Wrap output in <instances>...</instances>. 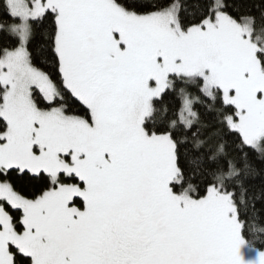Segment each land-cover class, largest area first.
<instances>
[{
	"label": "rangeland",
	"instance_id": "1",
	"mask_svg": "<svg viewBox=\"0 0 264 264\" xmlns=\"http://www.w3.org/2000/svg\"><path fill=\"white\" fill-rule=\"evenodd\" d=\"M88 1L85 20L76 17L80 11L77 13L76 3L70 0H6L9 12L19 19L7 28L20 44L0 56V115L7 123L6 132L0 134V169L45 172L56 185L33 200L22 201L47 207L50 202L56 204H50L41 215L38 210L29 212L15 200L19 198L9 185L0 182L8 190L0 187V198L21 208L23 214V229L17 232L0 210V264H12L9 243L29 256L31 264H106L111 255L105 259L100 255L104 222L134 186L143 170V156L149 151L153 153L151 175L162 181L158 227L179 238L186 251L169 253L166 260L156 257L154 247L148 246L146 254H134V248L127 246L125 264H215L216 253H222L228 264H264V252L241 238L232 203L228 205L214 194L198 202L188 194L168 191L176 180L172 144L167 134L149 136L143 128L151 101L166 86L168 75L200 77L206 94L219 90L223 101L235 106L236 118H225L228 127L240 133L247 145L261 147L264 68L250 41L249 21H233L218 9L220 0H214L217 10L209 25L181 33L175 24L174 5L162 12L128 16L111 0ZM49 8L57 13V45L65 83L89 108L90 122L67 116L60 108L38 109L31 100L32 88L46 101L55 96L49 77L33 67L26 54L30 20ZM85 22L92 24L94 60L99 61L95 72L82 71L86 65L77 57L78 52L87 54L81 33ZM132 40L138 44L133 45ZM113 55L121 59L128 74L117 68H110L112 72L99 68ZM181 106L179 121L188 126L194 119L192 99L185 95ZM128 142L138 150L140 165L124 188L115 176L113 153ZM59 172L75 174L83 186L58 182ZM74 197L86 204V210L71 205ZM151 227L146 223L147 235ZM138 228V234L145 233L143 226ZM208 242L207 252L200 253L197 246ZM116 257L122 255L117 252Z\"/></svg>",
	"mask_w": 264,
	"mask_h": 264
},
{
	"label": "trees",
	"instance_id": "2",
	"mask_svg": "<svg viewBox=\"0 0 264 264\" xmlns=\"http://www.w3.org/2000/svg\"><path fill=\"white\" fill-rule=\"evenodd\" d=\"M111 2L122 8L128 16L162 12L174 5V20L181 33L205 28L214 19L217 10L214 0ZM218 9L233 21H249L250 41L256 47L258 63L264 68V0H220ZM18 21L9 12L6 0H0V56L6 50L19 46L18 36L7 28ZM29 26L30 33L26 42L29 63L45 73L55 88V96L51 101H46L38 90L32 88V102L38 109L60 108L67 116L80 117L90 122L89 108L73 94L62 74L59 44L57 45L59 23L56 11L46 9L40 16L31 19ZM202 86L200 77L168 75L166 86L151 101L150 113L143 122L144 131L149 136L167 134L170 139L176 180L168 185V191L188 194L198 202L214 194L224 202L228 201V205L232 203L241 238L251 248L264 252V143L261 147L247 145L240 133L230 129L225 121L227 116L236 118L235 106L225 103L219 90L208 95ZM185 95L192 99L194 112V119L188 126L179 121ZM2 100L3 87L0 85V105ZM6 130L7 123L0 115V134ZM229 171L230 174H227ZM57 181L83 186V182L75 174L59 172ZM0 182L9 185L19 198L15 200L29 212L32 209V212L38 210V215H41L50 204H56L50 202L47 207L22 201L33 200L56 185L43 171L31 173L17 168L0 169ZM71 205L86 210V205L79 197H74ZM0 210L7 214L15 231L23 229L21 208L13 207L0 198ZM27 217L24 221L28 220ZM7 250L12 264H31V258L19 252L12 244L7 245Z\"/></svg>",
	"mask_w": 264,
	"mask_h": 264
},
{
	"label": "flooded vegetation",
	"instance_id": "3",
	"mask_svg": "<svg viewBox=\"0 0 264 264\" xmlns=\"http://www.w3.org/2000/svg\"><path fill=\"white\" fill-rule=\"evenodd\" d=\"M76 3L77 13L80 11V14L76 17H81L87 19L89 16V1L88 0H70ZM78 1V5H77ZM82 35L85 39V50L86 56L77 53V57H80L85 63V67L82 69H90L92 71H97L96 68L99 61L94 60L95 51L92 47L93 38L92 33V24L88 22L84 23V28L81 30ZM89 35L91 37H89ZM133 45H137V40H132ZM95 63V64H94ZM106 66H99L101 70L112 72V69H119L125 74H128L130 71L122 63L121 59L116 55H113L105 60ZM91 77L87 76V80ZM144 153V152H143ZM145 154V153H144ZM114 161H117L115 176L118 181L126 188L127 184L131 183L133 180V174L137 172L140 165V154L135 148L132 142H128L122 150H118L113 153ZM153 160V153L149 151L143 156V170L139 175L134 186L130 189L128 193L123 196V200L119 208L115 209L113 213L107 216V220L104 222L105 229L103 230L104 238H100V246L103 248L101 252L102 258L107 257V254L111 255V259L106 264H125V261L128 260V257H125L123 253L130 250L127 246L134 248L132 251L135 252H144L147 247H154L158 256V259H168L171 255L178 254L179 252H185L183 249L182 242L179 243V238L175 236H170L165 230L159 229L158 224L160 222L159 215L161 216L160 211L157 214V210L163 204L159 200L158 196L161 195V178L154 179V176L151 175V164ZM127 182V183H126ZM157 201L154 202V200ZM84 205H86L84 203ZM160 213V214H159ZM150 223L151 234L147 235L145 225ZM145 228L144 234H138L136 232L138 227ZM72 232V231H71ZM70 235V234H69ZM115 235V236H114ZM73 236V233L71 234ZM67 241V244H70V238ZM211 243V242H210ZM210 243H203L197 246L200 253L207 252L210 247ZM114 244V245H113ZM69 247V246H67ZM161 251L164 253L162 254ZM117 252L122 255V257L117 258ZM166 254V255H165ZM213 257L215 258V264H228L222 253H216ZM114 260V261H113Z\"/></svg>",
	"mask_w": 264,
	"mask_h": 264
}]
</instances>
